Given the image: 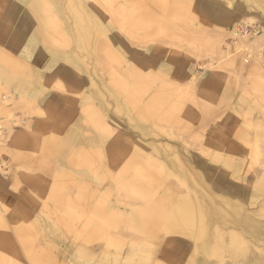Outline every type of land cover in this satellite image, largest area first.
<instances>
[{"label":"rangeland","instance_id":"1","mask_svg":"<svg viewBox=\"0 0 264 264\" xmlns=\"http://www.w3.org/2000/svg\"><path fill=\"white\" fill-rule=\"evenodd\" d=\"M127 1L129 3H126V0H83V2L88 5L89 10L93 13H98H94V15L99 17V21H90L87 14L81 11L83 22L78 20V22L75 23L74 19L70 17L67 19L68 22L62 25V29L53 30L52 25H48L47 20L43 19L44 22H41L40 20L37 21L35 17L30 16L29 10L26 9L27 4H22L19 10V6L17 5L19 3L21 4V2L0 0V60L2 57L5 59L10 56L11 60L9 63L5 62L7 64L5 67L11 72L15 73L17 71L15 73L16 80H32L30 84H32V86L34 85L33 87L30 85L31 89L28 88L29 90L27 93L21 98L17 90L9 88V86H6V84L0 80V108H2L0 111V264H74V255H77L76 257L79 259L78 263L81 264L82 261L85 264H204V260L211 264H230L232 260L225 255V258H223L224 262L219 261L217 253L204 257L200 253V250L195 249V240H189V242L184 241L185 237L179 232L173 233L171 231L169 232L167 229L168 220L165 217L167 214L170 215L169 212L171 207L180 201L181 196L186 193L189 185L193 186V182H190L191 180L189 178L190 181L185 180L187 177L181 171L177 162L178 159L172 156L174 154L173 152L185 153L184 148L188 150L192 156L197 158L199 162H202L206 166L209 164L212 165L219 178L223 176L224 180H227V182L232 181L238 187L243 188L245 193L250 189L249 192L255 193V196L258 195V200H255L254 204L244 199L245 193L241 198H237L239 203L243 205V210L241 211L243 217L249 218L251 217L250 215L255 213L254 215L264 222V216L256 215V213H258L257 208L260 207L259 204L264 203L263 69H260L257 73L259 87L249 90V92L252 93L253 99L256 100L254 103L257 109L254 112V117H251V115L246 112L236 111L235 114L237 117L235 116L236 119L233 121L235 125L227 129L223 127L221 137L224 141L226 136L230 135L229 144L231 147L224 141V143L219 144L217 148H213L212 144L207 141L210 138L208 136L210 135L211 127L216 123H220L224 116L221 115L222 113L218 114L219 112L216 115H213L211 112L209 113L207 110L208 108L201 102L200 96L198 97L199 101H196V103L194 101L185 100L184 98H173V100H168L166 105V109H168L167 112L172 111L175 117H179V119L183 121L186 120L189 125L190 121L187 119L185 112H189L194 116V120H191V125L195 130H192V132L191 130L184 129L183 122L182 125L179 126L174 121L171 125L167 122L169 127L166 126L163 128L160 127V125L163 126L165 124H160L162 122L160 118L154 119L150 125L142 124L143 126L139 124L140 121L136 118L127 119L126 121L129 123L130 129L132 130V152L130 151L129 158L124 166L121 165L111 168L113 170V180H111L110 183L108 179L100 181L103 178L102 173L99 176V181L94 180L93 173L97 167L94 165V162L90 161L91 152L79 151L76 156H74L76 165H74L72 174L63 178L62 184L56 187L57 177L54 173L53 175H47L43 172L41 173L39 170L40 153L36 152L38 148L34 146V139L28 141L29 136L33 133H25L22 146L17 143L16 135L18 134V129L24 124L26 125L28 121L37 118L36 115L40 114L39 111H35L36 108L34 109V106L38 107L42 105L44 108L46 103L44 101H46V99H55L58 101V96L62 98L63 101H72L74 104L75 100L81 97L80 95H84L77 92L78 88L75 86L74 82L76 78H78V80H81V78L87 79L88 85H91L90 81L92 78L95 80L98 79L96 74L97 69H100L98 75L103 81L108 78V74L110 75L111 73L123 71L125 65L122 67V70H119L118 67L114 65V62L118 64L121 61L119 59L120 57L117 56V52H120L118 50L119 45L116 43L118 39L124 38L126 44L130 48L138 50L145 48L151 49V46H154L157 42L162 46L172 48V54H174L177 59L189 61V73L198 77L196 79V84L198 86L210 77L213 70L223 69L230 71L235 77L242 80L244 86L238 88L244 91L247 88L245 84L250 80L246 71L247 66H249L251 62L262 64L261 59L264 55V38L259 41L262 45L257 47L256 50H248L246 45L243 46L241 44L239 36L233 33V30L237 27L239 31L237 33L246 37L249 41L258 39L257 36L263 35L264 0H256L255 2L254 0H239L244 7L242 10L237 9L236 11L233 10V0H210V4H207L206 1L203 0ZM136 2L140 4H136ZM213 2H215V5L212 4ZM104 4L107 6L105 7ZM151 7L153 10L150 9ZM114 13H117V15ZM249 18L253 19L251 21L252 23L247 22ZM113 19L114 21H112ZM166 19H169V21ZM190 21H194V24H191ZM73 23H80L81 27L87 26L86 28L90 31L88 39L89 44L87 47L83 45L87 38L75 32L73 29L74 26L71 25ZM89 23H91V25ZM173 23L176 26L173 25ZM102 26L103 28H108L109 34L102 31ZM157 28L159 29L158 32H156ZM18 32L20 35L22 34V38H20L21 36ZM41 37L43 40L40 39ZM214 40L216 41L214 42ZM212 42L216 43V46ZM211 46L214 47L211 48ZM23 47H25L27 51L22 50ZM61 48H63V50ZM2 50H6L5 53H3ZM49 51L51 53H49ZM61 51H64V53ZM87 53L89 54L87 55ZM246 53H248V55ZM36 54L45 58L49 57L51 60L55 59L57 62L51 63L49 67L46 65L47 68L45 69L42 65H39L40 63L34 60L37 56ZM162 54L167 55L168 53L163 52ZM111 55L113 59L111 58L110 60ZM58 56H61L63 61L61 60L60 62ZM163 57L160 59L162 62L164 61ZM232 58L236 60H232ZM126 59H129L128 55L125 61H127ZM107 63H109V65H107ZM61 64H66L69 67L75 65L76 69H72L74 71V77L70 82H67V80L64 81L63 78H61L63 82H57L58 79L51 76V73L54 71L53 67L55 66L59 70V65ZM216 64L217 67H215ZM31 66L38 69L40 75L43 74V76L41 75L40 77L39 75L34 78L31 74L33 69ZM156 69V64L150 68L153 73ZM62 72L63 71L59 70L56 75L61 74L62 77ZM165 75L169 80L170 77L174 79L172 80L174 85H177L178 82L184 83L189 78L185 76L180 79L175 75L174 77L170 74ZM1 88L4 91L6 90V93ZM81 88L83 89L84 86ZM95 89H98L96 84ZM104 89V87H101V90L104 91ZM42 90L44 93H40ZM85 91H94L93 86L86 87ZM147 94L148 92L143 94L142 99H146ZM50 96H55L56 98ZM239 96L242 95L239 94ZM110 98L109 96V99ZM174 100L184 103L182 106L183 112L169 108L170 103H173ZM200 102L203 105L199 104ZM52 103L54 104V102L51 101V106L53 105ZM130 106L133 111L136 106V102L133 99L131 100ZM217 109L218 107H216V110ZM114 110L116 114H120L117 113V104H115ZM225 112H228V110ZM49 115L47 111V116ZM177 118L175 120H177ZM86 119L89 120L88 118ZM134 130H136V132ZM160 131H162V133ZM139 132L143 134L140 135ZM159 133H161V135ZM206 137H208V139ZM134 138H137L136 142H138V138H141L140 140L143 142L141 145H144L141 150L137 148L138 145L133 141ZM250 138L252 139L251 141ZM174 139H181L180 141L182 142L178 143V141ZM109 140L110 139L107 141L109 142ZM146 142H148V145ZM152 142L156 144L152 146ZM165 142L172 147L174 146L175 149L172 151ZM200 142L202 144H200ZM159 143H164L163 146L166 148H163L162 145L159 146ZM150 146H152L153 149ZM248 146L251 147V149L248 148ZM167 149L169 152H172H167ZM182 153H180L179 157L185 158L181 155ZM255 157L258 158L255 159ZM243 158H245L244 162H242ZM145 159L147 162H145ZM57 162L58 160H52V167L53 163L55 167ZM79 163L83 165V168L82 165L79 166ZM36 164L37 166H35ZM231 165L233 166L231 167ZM161 166L163 167L162 169ZM155 167H159L161 170ZM177 168H180L179 171ZM61 169H64V165H62L61 168L59 166L57 171L59 170L60 172ZM21 172L37 174L42 177V181H38L34 184L28 183L24 179L18 181L17 177ZM202 177L208 181L204 173ZM149 178H152V180ZM47 184H51L52 188L50 187V189L53 191H47L45 189V185ZM136 204L139 205L140 209L143 208V210L149 212L150 216L153 218H159L160 223L136 229L128 227L125 221L118 217V219L122 220L120 222H122L123 225H119V223L117 225L114 217L117 218L119 215H130ZM4 207H6V211H4ZM90 210L92 213L94 212L96 214L93 213L94 215H91L92 213ZM11 211H18V213H10ZM7 216H9L8 219ZM214 220L217 222L215 218H213V222H215ZM97 222L100 223V225ZM47 223H51L52 226L48 227L49 224ZM84 224L86 226H83ZM103 226L106 227L104 228ZM10 227L16 229L11 231ZM50 228L51 230H49ZM186 228L183 227L184 230L188 232L191 231L189 227ZM222 228L225 229L226 226H222ZM224 237L227 238L226 236ZM249 237H247V240L249 239L251 242L248 240V248L253 249V244L258 243L264 250L263 239L258 238L259 240L256 242L252 240L255 238L252 237L251 239V236ZM42 247L44 249H42ZM38 248L42 249V254H44V257H42L43 260L31 261L29 257L27 258L28 251L37 253ZM209 248L211 249L209 244H207L206 250L210 251ZM255 250L261 251L258 248H255Z\"/></svg>","mask_w":264,"mask_h":264},{"label":"crops","instance_id":"2","mask_svg":"<svg viewBox=\"0 0 264 264\" xmlns=\"http://www.w3.org/2000/svg\"><path fill=\"white\" fill-rule=\"evenodd\" d=\"M190 23L194 24V21H190ZM116 43L119 45L118 50L120 52H117V56L120 57L119 59L121 60L120 61L121 64L114 63V65H116L119 70H122V67H124L125 65L123 71H119L120 73L122 72L121 74L119 72L111 73V75H109L108 78L105 81H103L101 80V77L98 75L100 69H97L98 79L95 80L92 78L91 80L93 82L90 81L92 82L90 86H93V90H94L93 92L85 91L86 87H88L87 85L88 82L85 79L81 78V80H78V78H76L74 82H75V86L78 88L77 92L82 93L81 90H83L84 93V95H81L80 97L81 99L78 98L77 100H75L74 104L72 103V101L71 102L70 101L67 102L66 100L63 101L62 98L60 97H58L59 98L58 101H56L55 99H50V100L46 99V101H44L46 102L44 108L42 107V105H39L38 107L37 106L34 107V109L39 108V111L41 112L38 115L39 117H37L36 115L37 118L31 120L30 122L28 121L26 125H23L22 127H20V129H18V134L16 135V139L18 141L17 143L20 146H22L23 144V138L25 137V133L26 132L28 134L33 133L31 136H29L28 141L34 139V146L35 148H38V151L36 149V152L40 153L39 170L41 171V173L43 172L44 174L47 175L49 174L53 175L54 173V175L57 177V183L55 184L56 187L62 184L63 178L68 176L70 173L72 174L74 165H76L74 156H76L77 152L79 151H86V152L92 151L90 161L91 162L94 161V165H96L97 167V169L94 171L93 174L94 180L99 181V176L102 173L103 178L100 181H104V179H108L110 183L111 180H113L112 178L113 170L111 168L119 167L121 165L124 166L126 164L127 159L129 158L128 153H130V151L132 150L131 147L132 130L129 127V123H127L126 121L128 119V115L130 114L129 118L138 119L140 121L139 123L140 125L149 124L152 122V120L157 119L156 117H158L161 120L164 119L162 120V123L163 124L165 123V126H169L168 123H170V125L173 123V118L170 119V116L173 117L175 115L172 114V111L167 112L168 109H166V105L168 100L170 99L173 100L175 96H176L175 98H184L189 101H194L195 103L196 101H199L198 97L200 96L201 102L204 104L206 108H208L207 110L209 111V113L211 112L213 113V115H216L218 111L219 112L221 111L220 113H222L221 115H223L224 117H222L220 123H216L214 126L211 127L210 135L208 136L210 137L208 141L212 143L213 148H217L219 144L224 143L223 138L221 137L223 127L227 128L235 125V122L233 121L236 119L235 117L236 111L246 112L249 115H251V117H254V112L257 109L256 104L254 103L256 102V100L253 99L252 93L249 92V90H251L252 88L259 87V79L257 73L260 69H263L264 71V66H263L264 55L262 57V65H260L259 63L257 64L251 62V64L247 66L246 71L248 74V78H250V80L248 81V83L245 84L247 87L245 89L246 91L245 92L243 90H239L238 88L240 86H244L243 84H241L242 80L235 77V75L232 74L230 71H226L223 69L213 70L210 77L206 79V81H204L200 86H198L196 84V79L198 77L189 73L190 72L189 61H186L185 59L183 60L177 59L174 56V54H172L173 52L172 48H167L165 46H162L158 42L154 46H151L152 47L151 49L146 48L141 50L130 48L126 44L124 38L116 40ZM163 52L168 54L164 55L162 54ZM125 54L126 57L127 55L129 57L128 60L126 59L127 61H125L126 58ZM162 57L164 60L163 62L160 60ZM143 58L146 60H144ZM155 64L157 65V69L153 73L149 69L151 68V66ZM217 64L215 67H217ZM107 65H109V63H107ZM253 66L254 67L257 66V68L254 69ZM137 69H139V72ZM165 74H170L172 75V77H174L175 75L180 79L184 78L185 76L186 77L190 76V78H188L187 81L184 83L178 82L177 85H174L172 83L173 82L172 80L174 79H171V77H170L171 80L167 79ZM163 77L167 81L162 79ZM126 79L129 81H127ZM237 81L239 82L237 83ZM95 84L96 86H98L99 91H97V89L94 88ZM83 86L85 89L81 88ZM101 87L105 88L104 89L105 93H103L104 91L101 90ZM144 92L145 93L148 92L147 97L146 99L141 100L142 95L145 94ZM100 94H102L103 96L102 95L100 96ZM239 94H241L242 96H239ZM128 95L130 96L128 97ZM108 96H110L111 99H109ZM50 97L56 98L55 96H50ZM132 99L136 102V106L133 109V111L131 110V106H130ZM51 101L54 102V104L52 103L53 104L52 106H51ZM201 102L199 104L203 105ZM114 103L120 105V106L118 105V113H121L119 114L120 115L119 117L116 114L115 110H113L114 109L113 106L115 105ZM183 105L184 103L179 102L178 100H174L173 103L172 102L170 103L169 108H171L172 110L174 109L175 111L183 112L182 110ZM125 106L126 108H124ZM216 107H218L217 110ZM221 109L222 110L224 109L223 112ZM225 109L226 110L228 109V112H225L226 111ZM47 111L50 114L49 116H47ZM185 114L187 115V119H189L190 121V126L186 120L185 121L180 120L179 117H178L179 120L177 119L178 121L175 120L176 117H174L175 118L174 122L177 121L178 123L177 122L176 123L178 125L179 124L182 125L183 122L184 129L186 127L187 128L190 127L189 129H185V130H191V131L195 130L191 126V120H194L192 119L194 116H192V114H189V112H185ZM125 115H127V117H125ZM86 118H88L90 122ZM115 118H117L118 120ZM169 119L172 121L169 122L168 121ZM112 130H114V132ZM96 133L99 136H97ZM102 137H104V140ZM208 137L206 138L208 139ZM211 137H213V139ZM105 138L111 140H109L108 142L107 141L108 139ZM133 141L136 142V138H134ZM141 143L143 142H141V140L138 138V142H136V145H138L137 148L139 150H141L144 147V145H141ZM52 160H58L55 167L53 163L54 169L52 167ZM62 165H64V169H61L60 172L59 170L57 171V168L59 166L61 168ZM108 165H110L111 167ZM35 166H37V164ZM101 168H103L104 171ZM96 172L97 173L100 172L98 173L99 175L96 174ZM21 178L26 180V182L32 184L37 183L38 181H42L41 176L33 173L29 174L27 172L26 173L22 172L18 174L17 177L18 181ZM50 187L51 184L45 185V189L47 191H53L52 189H50ZM3 209L4 211L7 210L6 207H4ZM10 213H18V211L17 212L11 211ZM47 224H49L48 227L52 226L51 223H47ZM15 229L16 228L14 227H10L11 231H14ZM49 230H51V228ZM76 256L77 255H74V261H73L74 264H81L78 263L79 259H77ZM42 257H44V255ZM82 264L85 263L82 261Z\"/></svg>","mask_w":264,"mask_h":264},{"label":"bare ground","instance_id":"3","mask_svg":"<svg viewBox=\"0 0 264 264\" xmlns=\"http://www.w3.org/2000/svg\"><path fill=\"white\" fill-rule=\"evenodd\" d=\"M99 1V0H98ZM141 1V0H140ZM203 1H206V3L210 4V0H203ZM217 1V0H216ZM234 1V4H232V6L234 7L233 10H242L243 9V5L240 3L239 0H233ZM252 1V0H251ZM256 0H254L255 2ZM259 1V0H258ZM13 2H21V4L19 3L17 6H19V10L22 6V4H27V7L26 9L29 10V14H31L30 16L32 17H35L38 20H40L41 22H44V20H47L48 21V25H52V29H62V25L67 21L68 18H72L74 19L75 23L78 22V20L80 22H83L82 21V14H81V11L85 12L87 14V17L89 18L90 21H94V22H98L99 21V17L95 16L94 13L98 14L97 12H92L91 10H89V7L88 5H86V3L83 2V0H13ZM89 2V1H88ZM147 2V1H146ZM93 3V2H92ZM101 3V2H99ZM126 3H129L127 0H126ZM258 3V2H257ZM102 4V3H101ZM116 4V3H115ZM114 4V6H115ZM136 4H140L138 2H136ZM147 4V3H146ZM212 4L215 5V2H213ZM256 4V3H255ZM264 4V3H263ZM229 5V4H228ZM257 5V4H256ZM12 6V5H11ZM15 6V5H14ZM98 6V5H97ZM105 6V4H104ZM107 6V5H106ZM105 6V7H106ZM119 6V5H118ZM252 6V5H251ZM259 6V5H258ZM10 7V6H9ZM25 7V6H24ZM140 7V6H139ZM150 7V6H149ZM167 7V5H166ZM219 7V6H218ZM18 8V7H17ZM164 8V7H163ZM209 8V6H208ZM225 8V7H224ZM228 8V7H227ZM231 8V7H229ZM258 8V7H257ZM260 8V7H259ZM139 9V8H138ZM151 10L152 7L150 8ZM96 10V9H95ZM101 10V8H100ZM166 10V9H165ZM204 10V9H203ZM102 11V10H101ZM155 11V10H154ZM212 11V10H211ZM251 11V10H250ZM157 12V11H156ZM227 12V11H226ZM14 13V12H13ZM17 13V12H16ZM214 13V11H213ZM106 14V13H105ZM117 15V13H114ZM113 14V15H114ZM164 14V13H163ZM211 14V13H210ZM232 14V13H231ZM23 15V14H22ZM26 15V14H25ZM160 15V14H159ZM209 15V14H208ZM19 16V15H18ZM211 16V15H210ZM10 17V16H9ZM95 17H96V20H95ZM109 17V16H108ZM164 17V16H163ZM217 17V16H216ZM112 18V17H111ZM110 18V19H111ZM115 18V17H113ZM117 18V17H116ZM132 18V17H131ZM162 18V16H161ZM171 18V17H170ZM4 19V18H3ZM33 19V18H32ZM31 19V20H32ZM85 19V18H84ZM109 19V18H108ZM120 19V18H119ZM123 19V18H122ZM26 20V19H25ZM124 20V19H123ZM167 20V19H166ZM178 20H181V19H178ZM214 20V19H213ZM253 19L252 18H249L247 22L249 23H252ZM35 21V20H34ZM73 21V20H72ZM89 21V22H90ZM114 21V19L112 20ZM117 21V20H116ZM119 21V20H118ZM121 21V19H120ZM129 21V20H128ZM169 21V19L167 20ZM24 22V21H23ZM108 22V21H106ZM158 22V21H157ZM166 22V21H165ZM173 22V20H172ZM182 22V21H181ZM14 23V22H13ZM12 23V24H13ZM22 23V22H21ZM29 23V22H28ZM36 23V22H35ZM117 23V22H115ZM169 23V22H167ZM34 24V22H33ZM88 24V22H87ZM91 25V23H89ZM99 24V23H98ZM105 24V23H104ZM103 24V25H104ZM108 24V23H107ZM123 24V23H122ZM23 25V24H22ZM74 26V30L75 32L79 35H83L86 39V42L83 44V45H87L89 44L88 43V39H89V36H90V31L84 27V26H80V23L79 24H71ZM110 25V24H109ZM126 25V23H125ZM166 25V24H165ZM173 25H175L173 23ZM30 26V25H29ZM89 26V25H88ZM164 26V25H163ZM176 26V25H175ZM42 27V26H41ZM59 27V28H57ZM99 27V25H98ZM111 27V26H110ZM168 27V26H167ZM15 28V27H14ZM95 28V27H94ZM102 28V31H104V33H108L109 34V30L107 27L103 28V26L101 27ZM113 28V27H112ZM115 28V27H114ZM135 28V27H133ZM26 29V28H25ZM90 29V28H89ZM189 29V28H188ZM191 29V28H190ZM41 30V29H40ZM39 30V31H40ZM70 30V29H69ZM96 30V29H95ZM158 28L156 30V32H158ZM173 30V29H172ZM176 30V29H174ZM178 30H179V26H178ZM97 31V30H96ZM121 31V29H120ZM260 31V30H259ZM41 32V31H40ZM95 32V31H94ZM93 32V34H94ZM100 32V31H99ZM237 27L233 30V33L237 34L239 36V39L241 40V44L243 46H247L248 50L249 49H255L259 46L262 45L261 42H259L260 40H263L264 38V34L261 35V36H257L258 39H255L253 41H249L246 39V37H243L241 36L239 33ZM264 32V31H263ZM13 33V32H12ZM64 33V32H63ZM70 33V32H69ZM74 33V32H73ZM101 33V32H100ZM169 33V32H168ZM241 33V32H240ZM262 33V32H261ZM19 34V32H18ZM43 34V33H42ZM60 34V33H59ZM20 35V34H19ZM22 35V34H21ZM20 35V36H21ZM71 35V34H70ZM250 35V34H249ZM13 36V35H12ZM16 36V35H15ZM41 36V35H40ZM47 36V35H46ZM75 36V34H74ZM10 37V36H9ZM63 37V36H62ZM100 37V36H99ZM16 38V37H15ZM22 38V36L20 37ZM24 38V37H23ZM64 38V37H63ZM95 38V36H94ZM220 38V37H219ZM14 39V38H12ZM42 39V37L40 38ZM71 39V38H70ZM74 39V38H73ZM78 39V38H77ZM79 39H82V38H79ZM100 39V38H99ZM132 39V38H131ZM43 40V39H42ZM65 40V39H64ZM98 40V39H97ZM133 40V39H132ZM221 40V38H220ZM45 41V40H44ZM62 41V40H61ZM77 41V40H76ZM93 41V40H92ZM126 41V40H125ZM131 41V40H130ZM135 41V40H134ZM216 40H214L215 42ZM6 42V41H5ZM15 42V40H14ZM124 42V41H123ZM136 42V41H135ZM169 42V41H168ZM212 42V43H214ZM218 43V41H217ZM5 44V43H4ZM61 44V43H60ZM65 44V43H64ZM92 44V43H91ZM215 46H216V43H214ZM67 45V44H66ZM80 45V44H79ZM77 45V46H79ZM218 45V44H217ZM64 46V45H63ZM53 47V46H52ZM61 47V46H59ZM58 47V48H59ZM76 47V46H75ZM210 47V46H209ZM214 47V46H211V48ZM47 48V47H45ZM55 48V47H54ZM57 48V49H58ZM64 48V47H63ZM63 48H61L63 50ZM91 48V47H90ZM113 48V46H112ZM3 49V48H2ZM12 49V48H11ZM56 49V48H55ZM84 49H87V48H84ZM103 49V48H102ZM146 49V48H145ZM221 49V48H220ZM4 50V49H3ZM3 53H5V51H3ZM22 50H25L27 51V49L25 47H23ZM34 50V49H33ZM76 50V49H75ZM92 50V49H91ZM141 50V49H140ZM261 50V49H260ZM42 51V50H40ZM46 51V50H45ZM57 51V50H56ZM100 51V50H99ZM105 51V50H104ZM214 51V49H213ZM220 51V50H219ZM38 52V51H37ZM59 52V51H58ZM64 53V51H61ZM73 52V51H72ZM78 52V51H77ZM83 52V51H81ZM80 52V53H81ZM96 52V51H95ZM106 52V51H105ZM2 53V54H3ZM42 53V52H41ZM49 53H51L49 51ZM79 53V52H78ZM107 53V52H106ZM257 53V52H255ZM1 54V53H0ZM8 54V52H7ZM32 54V53H31ZM30 54V55H31ZM53 54V53H52ZM62 54V53H61ZM86 54V53H85ZM89 53H87L88 55ZM248 55V53H246ZM21 55V54H20ZM37 55V54H36ZM60 55V54H59ZM63 55V54H62ZM66 55V53H65ZM76 55V54H75ZM103 55V54H102ZM107 55V54H106ZM114 55V54H113ZM246 55V56H247ZM261 55V54H260ZM1 56V55H0ZM45 56V55H44ZM79 56V55H78ZM77 56V57H78ZM109 56V55H108ZM15 57V56H14ZM55 57V55H54ZM59 57V61L61 62L62 58L61 56H58ZM56 57V58H58ZM66 57V56H65ZM88 57V56H87ZM234 57V56H233ZM256 57V56H255ZM16 58V57H15ZM85 58V57H84ZM112 58V55L110 57V60ZM142 58V57H141ZM235 58V57H234ZM243 58V57H242ZM20 59V58H19ZM73 59V58H72ZM82 59V58H81ZM90 59V58H89ZM113 59V58H112ZM118 59V57H117ZM139 59V58H138ZM144 59V58H143ZM247 59V58H246ZM5 60V61H4ZM10 56L9 58H1L0 60V80L1 82H3L4 84H6V86H9V88L13 89V90H17V92L20 94L21 98L24 97V95L27 93V91L29 90L28 88L31 89L30 85L32 86V80H25V81H19V80H16L15 79V73L17 72H11L9 71L5 66H7V64L5 62H10ZM34 60L37 62V63H40L39 65L43 68H47L46 65H49L53 62L56 63L57 60L55 59H50L49 57H42L40 55H37ZM65 60H68V59H65ZM84 60V59H83ZM86 60V59H85ZM106 60V59H105ZM140 60V59H139ZM146 60V59H144ZM232 60H236V59H233ZM262 60V59H261ZM22 61V60H21ZM63 61V60H62ZM89 61V60H88ZM87 61V63H89ZM96 61V60H95ZM98 61V60H97ZM119 61V59H118ZM143 61V60H142ZM247 61V60H246ZM92 62V61H91ZM108 62V61H107ZM147 62V61H146ZM240 62V61H238ZM25 63V62H24ZM27 63V62H26ZM29 63V62H28ZM33 63V62H32ZM64 63V62H63ZM80 63V62H79ZM115 63V62H114ZM245 63V62H244ZM257 63V62H256ZM96 64V63H95ZM117 64V63H116ZM119 64H121L119 62ZM258 64V63H257ZM27 65V64H26ZM24 65V66H26ZM86 65V64H85ZM90 65V63H89ZM256 65V64H255ZM262 65V64H260ZM28 66V65H27ZM88 66V65H86ZM97 66V65H96ZM29 67V66H28ZM81 67V66H80ZM84 67V66H83ZM89 67V66H88ZM87 67V69H88ZM99 67V66H98ZM199 67V66H198ZM238 67V66H237ZM254 67V66H253ZM31 68H33L31 66ZM41 68V67H40ZM54 71L51 73V76L53 78H57V82H63V80H61V78L65 80H71L73 77H74V71L72 69H76L75 65L71 67L67 66L66 64H61L59 65V70L63 71V76L61 77V74L60 75H56L58 73V69L54 66ZM240 68V66H239ZM252 68V67H251ZM257 68L254 67V69ZM42 69V68H41ZM63 69V70H62ZM92 69V68H91ZM144 69V68H142ZM237 69V68H236ZM235 69V70H236ZM138 72H139V69H137ZM150 70V69H149ZM250 70V69H249ZM86 71V70H85ZM104 71V70H103ZM251 71V70H250ZM253 71V69H252ZM256 71V70H255ZM33 77L35 78L36 76H39L40 75V71L38 69H35L33 68L32 71H31ZM80 72V71H78ZM90 72V70H89ZM93 72V70H92ZM120 73V72H119ZM21 74V73H20ZM30 74V75H31ZM97 74V73H96ZM121 74V73H120ZM255 74V73H254ZM23 75V74H22ZM43 76V74H41ZM40 75V77H41ZM80 75V74H78ZM94 75V74H93ZM111 75V74H110ZM138 75V74H137ZM146 75V74H144ZM159 75V74H158ZM188 75V74H187ZM263 75V73H262ZM86 76V75H85ZM91 76V75H90ZM88 76V77H90ZM109 76V74H108ZM123 76V75H122ZM136 76V75H134ZM148 76H151V75H148ZM39 77V78H40ZM60 77V78H59ZM81 77V76H80ZM87 77V76H86ZM92 77V76H91ZM90 77V78H91ZM162 77V76H160ZM190 78V76H189ZM195 78V77H194ZM238 78V77H237ZM41 79V78H40ZM39 79V80H40ZM60 79V80H59ZM97 79V77H96ZM110 79V77H109ZM132 79V78H131ZM154 79V78H153ZM164 79V77L162 78ZM87 80V79H86ZM89 80V78H88ZM127 80V79H126ZM125 80V81H126ZM156 80V79H155ZM165 80V79H164ZM171 80V79H170ZM92 81V80H91ZM113 81V79H112ZM111 81V82H112ZM129 81V80H127ZM126 81V82H127ZM167 81V80H165ZM93 82V81H92ZM91 82V83H92ZM97 82V81H96ZM170 82V81H169ZM239 81H237L238 83ZM90 83V82H89ZM95 83V82H94ZM240 84V83H239ZM241 84H243L241 82ZM88 85V84H87ZM113 85H114V82H113ZM117 85V84H116ZM126 85V84H125ZM34 86V85H33ZM32 86V87H33ZM42 86V85H41ZM59 86V85H58ZM90 86V85H88ZM101 86V85H100ZM1 87V86H0ZM62 87V86H61ZM98 87V86H97ZM120 87V86H119ZM94 88H95V85H94ZM178 88V87H177ZM2 89V88H1ZM7 89V87H6ZM37 89V88H36ZM39 89V87H38ZM37 89V90H38ZM81 89V88H80ZM85 89V88H84ZM3 90V89H2ZM44 90V89H43ZM41 91L40 93H44V91ZM123 90V89H122ZM187 90V89H186ZM4 91V90H3ZM6 91V90H5ZM4 91V92H5ZM97 91H99L97 89ZM121 91V90H120ZM145 91V90H144ZM245 91V90H244ZM2 92V91H1ZM15 92V91H14ZM31 92V91H30ZM81 92L83 93V90H81ZM93 92V91H92ZM105 92V91H104ZM103 92V93H104ZM127 92V91H126ZM236 92H237V89H236ZM246 92V91H245ZM6 93V92H5ZM8 93V92H7ZM37 93V92H36ZM39 93V94H40ZM60 93V92H59ZM81 93V94H82ZM129 93V92H128ZM145 93V92H144ZM147 93V92H146ZM3 94V93H2ZM38 94V95H39ZM65 94V93H64ZM68 94V93H67ZM75 94V93H74ZM80 94V93H79ZM84 94V93H83ZM91 94V93H90ZM98 94V93H97ZM126 94V93H125ZM70 95V94H68ZM78 95V94H76ZM99 95V94H98ZM102 94H100L101 96ZM235 95V94H234ZM250 95V94H249ZM73 96V94H72ZM81 96V95H80ZM99 96V97H100ZM130 95H128L129 97ZM138 96V95H137ZM136 96V97H137ZM194 96V95H193ZM26 97V96H25ZM38 97V96H37ZM59 97V96H58ZM109 97V96H108ZM176 97V96H175ZM174 97V98H175ZM2 98V97H1ZM6 98V97H5ZM36 98V97H35ZM77 98V97H76ZM80 98V97H79ZM106 98V97H105ZM133 98V97H132ZM234 98V97H233ZM256 98V97H255ZM24 99V98H23ZM81 99V98H80ZM84 99V98H83ZM86 99H87V96H86ZM85 99V100H86ZM94 99V98H93ZM111 99V98H110ZM195 99V98H193ZM6 100V99H4ZM3 100V101H4ZM32 100V99H31ZM92 100V99H91ZM99 100V99H98ZM104 100V99H103ZM108 100V98H107ZM125 100V99H124ZM137 100V99H136ZM143 100V99H141ZM186 100V99H185ZM252 100V99H251ZM9 101V100H8ZM88 101V100H87ZM106 101V100H105ZM110 101V100H109ZM114 101V100H113ZM196 101V100H195ZM2 102V101H1ZM83 102V101H82ZM101 102V101H100ZM123 102V101H122ZM105 103V102H104ZM139 103V101H138ZM233 103V102H232ZM80 104V103H79ZM91 104V103H90ZM101 104V103H100ZM106 104V103H105ZM115 104V103H114ZM35 105V104H34ZM85 105V104H84ZM104 105V104H103ZM109 105V103H108ZM119 105V104H117ZM264 105V104H262ZM77 106V105H76ZM111 106V105H110ZM113 106V105H112ZM120 106V105H119ZM134 106V105H133ZM232 106V105H231ZM4 107V106H3ZM35 107V106H34ZM41 107V106H40ZM78 107V106H77ZM83 107V105H82ZM107 107V106H106ZM115 107V105L113 106ZM80 108V107H79ZM100 108V107H99ZM121 108V107H120ZM126 108V106L124 107ZM123 108V109H124ZM133 108V107H132ZM230 108V107H228ZM234 108V107H233ZM2 108H0V111H1ZM5 109V108H4ZM108 109V108H107ZM236 109V107H235ZM80 110V109H79ZM114 110V109H113ZM121 110V109H120ZM222 110V109H221ZM224 110V109H223ZM226 110V109H225ZM228 110V109H227ZM230 110V109H229ZM234 110V109H233ZM232 110V111H233ZM239 110V109H238ZM3 111V110H2ZM7 111V110H6ZM36 112L39 111V108H36L35 110ZM107 111V110H106ZM122 111V110H121ZM120 111V112H121ZM128 111V110H127ZM162 111V110H161ZM8 112V111H7ZM40 112V111H39ZM78 112V111H77ZM114 112V111H112ZM116 112V111H115ZM123 112V111H122ZM171 112V111H170ZM219 112V111H218ZM221 112V111H220ZM219 112V113H220ZM41 113V112H40ZM60 113V112H59ZM110 113V112H109ZM118 113V112H117ZM126 113V111H125ZM238 113V112H237ZM121 114V113H120ZM123 114V113H122ZM190 114V113H189ZM118 117L120 116L119 114H117ZM130 115V114H129ZM129 115H128V119H129ZM163 115V114H162ZM239 115V114H238ZM28 116V115H27ZM88 116V115H87ZM114 116V115H113ZM124 116V115H123ZM168 116V114H167ZM37 117H39L37 115ZM125 117H127V115H125ZM175 116L171 117L170 116V119L173 118V121H175L174 118ZM237 117V116H236ZM242 117V116H241ZM41 118V117H40ZM114 118V117H113ZM158 119V117H156ZM177 118V117H176ZM117 119V118H115ZM168 120L169 122L172 121V120ZM178 119V118H177ZM193 119V118H192ZM118 120V119H117ZM164 120V119H162ZM179 120V119H178ZM177 120V121H178ZM181 120V119H180ZM31 121V120H30ZM29 121V122H30ZM121 121V120H120ZM176 121V122H177ZM17 122V121H16ZM102 122V121H101ZM99 122V123H101ZM126 122V121H125ZM153 122V120H152ZM151 122V123H152ZM157 122H161V121H157ZM88 123V122H87ZM121 123V122H120ZM128 123V122H127ZM126 123V124H127ZM172 123V122H171ZM178 123V122H177ZM180 123V122H179ZM30 124V123H29ZM89 124V123H88ZM123 124V123H122ZM162 124V122L160 123ZM165 124V123H164ZM167 124V123H166ZM251 124V123H249ZM25 125V124H24ZM97 125V123H96ZM125 125V124H124ZM136 125V124H135ZM150 125V123H149ZM148 125V126H149ZM152 125V124H151ZM154 125V123H153ZM180 125V124H179ZM178 125V126H179ZM204 125V124H203ZM212 125V124H211ZM47 126V125H46ZM94 126V125H93ZM177 126V125H176ZM187 126V125H186ZM185 126V127H186ZM190 126V125H189ZM192 126V125H191ZM248 126V124H247ZM25 127V126H24ZM72 127V126H71ZM99 127V126H98ZM97 127V128H98ZM106 127V126H104ZM130 127V126H129ZM160 127H166L165 125L161 126ZM169 127V126H168ZM172 127V126H171ZM249 127V126H248ZM96 128V127H95ZM128 128V127H127ZM136 128V127H135ZM141 128V127H140ZM153 128V127H152ZM190 127H186L185 129H189ZM228 128V127H227ZM226 128V129H227ZM107 129V128H106ZM114 129V128H113ZM146 129V128H145ZM144 129V130H145ZM148 129V127H147ZM146 129V130H147ZM171 129V128H170ZM197 129V128H196ZM26 130V129H25ZM93 130V129H92ZM111 130V129H110ZM109 130V131H110ZM117 130V129H116ZM12 131V130H11ZM29 131V130H28ZM101 131V130H100ZM114 132V130H112ZM126 131V130H125ZM136 132V130H134ZM143 131V130H141ZM153 131V130H152ZM264 131V130H263ZM50 132V131H48ZM47 132V133H48ZM108 132V131H107ZM112 132V133H113ZM134 132V133H135ZM138 132V131H137ZM148 132V131H147ZM162 133V131H160ZM192 132V131H191ZM200 132V131H199ZM98 133V132H97ZM96 133V134H97ZM146 133V132H145ZM161 133H159L161 135ZM174 133V132H173ZM215 133V132H213ZM8 134V133H7ZM28 134V133H27ZM45 134V133H44ZM104 134V133H103ZM140 135H142L140 132H139ZM158 134V135H159ZM175 134V133H174ZM200 134V133H199ZM111 135V134H110ZM123 135V134H122ZM146 135V134H145ZM169 135V134H168ZM171 135V133H170ZM179 135V133H178ZM181 135V134H180ZM201 135V134H200ZM203 135V134H202ZM97 136H99L97 134ZM104 136V135H103ZM138 136V135H137ZM164 136V135H162ZM197 136V135H196ZM213 136V135H212ZM105 137V136H104ZM104 137H103V140H104ZM113 137V136H112ZM136 137V136H135ZM156 137V135H155ZM181 137V136H180ZM198 137V136H197ZM262 137V136H261ZM264 137V135H263ZM127 138V137H126ZM146 138V137H145ZM151 138V136H150ZM183 138V137H182ZM181 138V139H182ZM186 138V137H185ZM213 139V137H211ZM101 139V138H100ZM108 139V138H106ZM137 139V138H136ZM141 139V138H139ZM164 139V138H163ZM173 139V138H172ZM181 139L179 140H176L179 142H182L180 141ZM111 140V139H110ZM162 140V139H161ZM184 140V139H183ZM229 140H230V135L226 136V138L224 139L225 143H227L228 146H230L229 144ZM252 139L250 138V141ZM144 141V140H143ZM201 141V140H200ZM208 141V140H207ZM4 142V141H3ZM142 142V141H141ZM212 142V141H211ZM147 145H148V142H146ZM166 143V142H165ZM250 143V142H249ZM153 144V145H152ZM154 144L156 143H151L152 146H154ZM164 143H159V146L162 145L163 148H166L163 146ZM200 144H202L200 142ZM212 144V143H211ZM103 145V144H102ZM157 145H158V142H157ZM166 145L171 148V150L173 151L175 148L174 146H170L166 143ZM248 145V144H247ZM38 146V145H37ZM104 146V145H103ZM152 146H150L152 148ZM205 146V145H203ZM260 146V145H259ZM184 147V146H183ZM182 147V148H183ZM202 147V146H201ZM231 147V146H230ZM253 147V146H252ZM180 148V147H179ZM208 148V147H207ZM226 148V147H225ZM248 148L251 149V147L248 146ZM110 149V148H109ZM108 149V150H109ZM124 149H125V146H124ZM153 149V148H152ZM249 149V150H250ZM253 149V148H252ZM159 150V149H158ZM168 150V149H167ZM180 150V149H179ZM200 150V148H199ZM134 151V150H133ZM156 151V150H154ZM153 151V152H154ZM161 151V150H160ZM170 151V152H172ZM92 152V151H91ZM125 152V151H124ZM132 152V150H131ZM169 152V150L167 151ZM169 152V153H170ZM184 152L185 153H182L181 155H183L185 158H181L179 157L180 156V153H175L173 152L171 155L173 157H175L178 162V165L179 167L181 168V171L183 172V174L187 177L185 180H189L190 182H193V186H188L187 187V190H186V193H184L181 198H180V201H178L177 203L174 204L173 207H171V210L169 212L170 215L167 214V216L165 217L168 221V224H167V229L169 230V232H176V233H180L181 235H183L185 237V240L184 241H188L189 240H195L196 241V244H195V249L196 250H200V253L206 257V256H209L210 254H213V253H217L218 254V257H219V261L220 262H224L223 261V258L224 255L227 256L229 259H231L232 261L230 262V264H264V250L261 248L260 245H258V243H255L253 244V249L251 248H248L247 247V237L251 236V239L252 237L255 238V239H252L254 241L257 242V240H259L258 238H261L264 240V222L261 221L257 216H255L253 213L252 215H250L251 217L249 218H246V217H243L241 215V211L243 210V205L242 203H239L238 201V198L237 197H242L243 194L245 193L244 189L243 188H240L238 187L237 185H235L232 181H228L227 180H224V177L223 176H218L217 172L215 171V168L212 166V165H205L203 164L202 162H199L197 160V158H195L194 156H192V154L186 150L184 148ZM248 152V151H247ZM95 153V152H94ZM148 153V152H147ZM158 153V152H157ZM256 153V152H255ZM96 154V153H95ZM129 154V153H128ZM138 154H141V153H138ZM166 154V153H165ZM164 154V155H165ZM247 154V153H246ZM152 155V154H151ZM159 155V154H158ZM199 155V154H198ZM99 156V155H98ZM201 156V155H200ZM63 157V156H62ZM84 157V156H83ZM155 157V156H154ZM167 157V156H166ZM237 157V156H236ZM250 157V155H249ZM125 158V157H124ZM164 158V157H163ZM174 158V159H175ZM258 158V157H257ZM255 157V159H257ZM101 159V158H100ZM153 159V158H152ZM173 159V160H174ZM175 159V160H176ZM206 159V158H205ZM244 159L243 158V161L244 162ZM144 160V159H143ZM146 160V159H145ZM158 160V159H157ZM170 161H172L171 159H169ZM168 160V161H169ZM237 160V159H236ZM247 160V159H246ZM259 160V159H258ZM263 160V159H262ZM104 161V159H103ZM106 161V160H105ZM141 161V160H140ZM139 161V162H140ZM248 161V160H247ZM256 161V160H255ZM261 161V160H259ZM94 162V161H93ZM147 162V160L145 161ZM235 162V161H234ZM240 162V160H239ZM262 162V161H261ZM144 163V162H143ZM175 163V162H174ZM238 163V162H236ZM248 163V162H246ZM259 163V162H258ZM166 164V163H165ZM234 164V163H233ZM78 165V164H77ZM82 165L79 163V166ZM99 165V164H98ZM106 165V164H105ZM112 165V164H111ZM167 165V164H166ZM259 165V164H258ZM110 166V165H108ZM147 166V165H146ZM151 166V165H150ZM233 165H231L232 167ZM105 167V166H104ZM111 167V166H110ZM176 167V166H175ZM173 167V168H175ZM230 167V169H231ZM76 168V167H75ZM82 168H83V165H82ZM157 168V167H155ZM159 168V167H158ZM157 168V169H158ZM163 167L161 166V169ZM180 168H177L178 171ZM77 169V168H76ZM103 170V168H101ZM107 169V168H106ZM160 169V168H159ZM160 169V170H161ZM171 169V167H170ZM79 170V169H78ZM85 170V169H84ZM54 171V170H53ZM104 171V170H103ZM143 171V170H142ZM173 172V171H172ZM22 173V172H21ZM100 173V172H98ZM96 172V174H98ZM159 173V172H158ZM174 173V172H173ZM180 173V172H179ZM205 174L208 178V181L206 179H204L202 177V174ZM71 174V173H70ZM94 174V173H93ZM157 174V173H156ZM171 174V173H170ZM181 174V173H180ZM99 175V174H98ZM150 175V174H149ZM160 175V174H159ZM182 175V174H181ZM170 176V175H169ZM204 176V175H203ZM149 177V176H148ZM151 177V176H150ZM154 177V176H153ZM152 177V178H153ZM165 177V176H164ZM69 178V177H68ZM152 178L150 180H152ZM166 178V177H165ZM189 178V179H188ZM22 179V178H21ZM179 180V179H178ZM184 180V181H185ZM96 181V180H95ZM155 181V180H154ZM140 183V182H138ZM150 183V182H149ZM170 183V182H169ZM143 184V183H142ZM191 184V183H190ZM63 187V186H62ZM69 187V186H68ZM96 187V186H95ZM143 187V186H142ZM197 187V188H195ZM73 188V187H72ZM173 188V187H172ZM177 188H180V187H177ZM71 189V188H70ZM87 189V188H86ZM175 189V188H174ZM173 190V189H172ZM250 189L247 190V192L245 193V197L244 199H246L248 202H251L252 204L255 203V200L257 201L258 200V195H254L251 191L249 192ZM252 190V189H251ZM178 192V191H177ZM136 195V194H135ZM68 197V196H67ZM137 197V196H136ZM134 198V197H133ZM70 199V198H69ZM177 199V198H176ZM243 199V200H244ZM102 202V201H101ZM100 202V203H101ZM241 202V201H240ZM104 203V202H103ZM102 205V204H101ZM104 205V204H103ZM260 207L257 208V212L256 215H261V216H264V203H261L259 204ZM101 207V206H100ZM148 207H151V206H148ZM72 208V207H71ZM142 208V207H141ZM67 209V208H66ZM73 209V208H72ZM154 209V208H152ZM101 210V209H100ZM4 212V211H3ZM91 212V210H90ZM151 212V211H150ZM69 213V212H68ZM78 213V212H76ZM86 213V212H85ZM92 213V212H91ZM94 213V212H93ZM91 214V215H94V214ZM105 213V212H104ZM5 214V213H4ZM65 214V213H63ZM89 214V213H88ZM100 214V213H99ZM107 214V213H106ZM9 215V214H8ZM114 215V214H113ZM82 216V215H81ZM5 217V216H4ZM9 216H7V219H8ZM97 217V216H96ZM119 218H122L126 225L130 228H136V229H140L141 227L145 226V227H149L150 225H155V224H159L160 221H159V218H153L152 216H150V213L147 212L146 210H143L140 209L139 205L136 204V206H134L133 208V211L131 212L130 215H119L117 216V218L114 217L115 220V223L118 225H123L122 220L118 219ZM85 218V217H84ZM90 218V217H89ZM164 218V219H165ZM213 218H215L217 220V222H213ZM92 219V218H90ZM97 219V218H96ZM100 219H101V216H100ZM106 219V217H105ZM104 219V220H105ZM70 220V219H69ZM68 220V221H69ZM94 220V219H93ZM108 220V219H107ZM73 221V220H72ZM81 221V220H80ZM93 222V221H92ZM110 222V220H109ZM9 223V222H8ZM74 223V221H73ZM98 223V222H97ZM10 224V223H9ZM87 224V223H86ZM100 225V223H98ZM113 225V224H111ZM115 225V226H117ZM83 226H86L85 224ZM222 226H226V228H222ZM7 227V226H6ZM91 227V226H90ZM102 227V226H101ZM104 228L106 226H103ZM184 228H190L191 231H186L183 229ZM186 228V229H187ZM145 229V228H144ZM131 232V231H130ZM132 233V232H131ZM263 233V234H262ZM261 234V235H260ZM102 235V234H101ZM224 236H226L227 238H225ZM14 237V236H13ZM103 237V236H102ZM225 238V239H224ZM250 238V237H249ZM227 239V240H226ZM183 241V242H184ZM250 241V240H249ZM16 242V241H15ZM251 242V241H250ZM249 242V243H250ZM191 244V242H190ZM209 244V246L211 247L210 251H207L206 250V245ZM251 244V243H250ZM192 245V244H191ZM190 246V245H189ZM186 248V247H185ZM192 248V247H191ZM255 248H258L260 249L261 251H257L255 250ZM42 249H44L42 247ZM42 249L41 248H38L37 249V253H34L32 251H28L27 253V258L29 257V259L31 261H41L43 260L42 258ZM183 249V248H182ZM187 250V249H186ZM182 251V250H180ZM184 251V249H183ZM186 252V251H185ZM189 252V251H188ZM191 256V255H190ZM74 258V257H73ZM217 261V260H216ZM35 263V262H34ZM203 264V263H202ZM204 264H211V263H207L206 260H204ZM213 264V263H212ZM215 264V263H214ZM217 264V263H216ZM219 264V263H218ZM228 264V263H226Z\"/></svg>","mask_w":264,"mask_h":264}]
</instances>
